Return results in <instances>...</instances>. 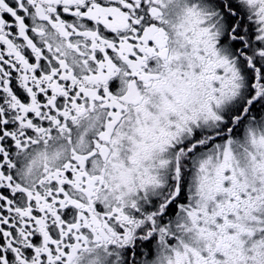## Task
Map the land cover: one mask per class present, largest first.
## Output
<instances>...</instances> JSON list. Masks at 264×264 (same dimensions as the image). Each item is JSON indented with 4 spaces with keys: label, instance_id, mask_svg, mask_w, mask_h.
Returning a JSON list of instances; mask_svg holds the SVG:
<instances>
[{
    "label": "snow or ice",
    "instance_id": "6c2138e0",
    "mask_svg": "<svg viewBox=\"0 0 264 264\" xmlns=\"http://www.w3.org/2000/svg\"><path fill=\"white\" fill-rule=\"evenodd\" d=\"M0 264H264V0H0Z\"/></svg>",
    "mask_w": 264,
    "mask_h": 264
}]
</instances>
